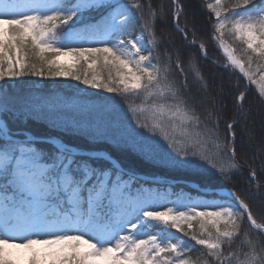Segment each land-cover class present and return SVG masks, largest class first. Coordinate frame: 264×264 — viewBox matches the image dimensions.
Returning a JSON list of instances; mask_svg holds the SVG:
<instances>
[{"label": "snow or ice", "instance_id": "6c2138e0", "mask_svg": "<svg viewBox=\"0 0 264 264\" xmlns=\"http://www.w3.org/2000/svg\"><path fill=\"white\" fill-rule=\"evenodd\" d=\"M187 10L0 0V264H264V211L246 195L264 200V133L252 159L236 150L248 90L264 102V0H207L191 20ZM169 17L180 44L157 32ZM209 42L227 89L202 71ZM59 80L78 82L75 93L39 87ZM202 170L247 186L205 185ZM181 179L198 181L195 196L172 192Z\"/></svg>", "mask_w": 264, "mask_h": 264}, {"label": "trees", "instance_id": "16d2710c", "mask_svg": "<svg viewBox=\"0 0 264 264\" xmlns=\"http://www.w3.org/2000/svg\"><path fill=\"white\" fill-rule=\"evenodd\" d=\"M153 4L160 5L163 4L166 7L170 8L171 0H152ZM224 2H228V0H224ZM185 3L188 5V18L189 20L192 19V12L195 8H198L199 5L204 4L206 5L207 0H185ZM207 13L205 12L204 8H199V11L197 13V20L199 24H203L206 20ZM183 23V21H182ZM202 31H206V29H201ZM157 32H163L164 35L172 36L175 38V41L177 44H180V37L174 32L171 19L170 17L166 20L164 23L157 22ZM199 36V32L197 33ZM206 39V37H205ZM231 43L232 41L229 40ZM234 47L237 45L234 44ZM208 49H209V57L210 59L205 61L201 59V66L202 71L204 75L208 78L209 82L213 85V87H217L220 84H224L225 88L227 89L229 84V78L226 76L224 72L218 69L217 64L213 63V61H216L219 64H222L224 62V54L222 50L218 49L217 47L213 46V43H208ZM239 54V52L237 53ZM253 69H255V65H253ZM106 75V72H105ZM27 83L23 84L22 86L24 88H32L35 87L33 84V81L35 78H26ZM258 79V76H257ZM231 80L235 81V76L231 78ZM76 81L73 80H59V81H41L39 84V87L44 90H54V91H61L64 94H74L77 87ZM80 88H83V85H79ZM243 89V84L241 85ZM88 95H94L96 90L88 89L87 90ZM249 94L246 97L245 104H244V111L248 114V119L241 120L240 124L236 127V150H237V159H240L243 161L244 159H252L253 158V152H259V146L261 143V135L264 133V102L260 101L256 95H255V86H252L248 90ZM108 95V94H104ZM136 104H139L140 102L138 100L135 101ZM226 103L228 104L229 108L232 105V98L227 97ZM225 132H221V137L225 136ZM249 139H252V147H248L247 141ZM244 149H247L244 151ZM208 153L210 157H213L217 163L218 166L223 165L225 161L227 160V155H217V149L213 145L211 148L208 149ZM259 163V160L256 161ZM125 163L134 165L138 171L143 173H150L152 171L150 165L147 162H140V161H134L131 157L127 158L125 160ZM205 172V179H203L202 183L205 185H211V184H218V185H227V187L232 188L233 190H241L247 186V180L241 178L240 174H237L236 178L229 183L228 181L220 180V179H211L209 180L208 177H212L213 174L210 170H202ZM246 173H244V176L246 177ZM167 179L171 180L172 176H168ZM183 180V179H181ZM181 180H178L177 182H174L171 186V190L173 193L180 192L181 189L184 190V192H191L193 196L196 195V192L193 190L194 187H192L190 184L182 182ZM198 183L197 180H187ZM207 188H211L210 186ZM216 189H219L216 188ZM242 194H245L242 192ZM251 201L253 205L254 211L259 215L261 211H264V200H262L259 196L252 195L251 193L246 194ZM198 228V225L196 226ZM253 231H255L253 229ZM199 248V246H197Z\"/></svg>", "mask_w": 264, "mask_h": 264}, {"label": "water", "instance_id": "95a60500", "mask_svg": "<svg viewBox=\"0 0 264 264\" xmlns=\"http://www.w3.org/2000/svg\"><path fill=\"white\" fill-rule=\"evenodd\" d=\"M181 181L190 184L192 187H195L196 184H197V183H194V182H191L190 183L189 181H185V180H181ZM205 190H207V191L215 190L217 192H220L221 195H223V192H224V189L223 188H219V189L206 188Z\"/></svg>", "mask_w": 264, "mask_h": 264}, {"label": "rangeland", "instance_id": "374dc122", "mask_svg": "<svg viewBox=\"0 0 264 264\" xmlns=\"http://www.w3.org/2000/svg\"><path fill=\"white\" fill-rule=\"evenodd\" d=\"M190 183L192 182V181H189ZM194 183H196V182H194Z\"/></svg>", "mask_w": 264, "mask_h": 264}]
</instances>
